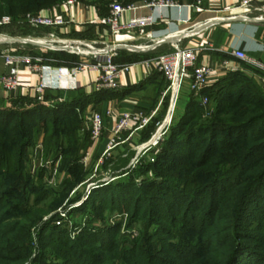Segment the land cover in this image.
<instances>
[{"label": "trees", "instance_id": "obj_1", "mask_svg": "<svg viewBox=\"0 0 264 264\" xmlns=\"http://www.w3.org/2000/svg\"><path fill=\"white\" fill-rule=\"evenodd\" d=\"M61 1L0 0L14 22ZM104 92L82 93L63 102L53 100L50 105L19 99L10 107L0 106V264H19L28 258L16 254L20 245L15 239L27 199L24 204L3 199L18 187L40 192L25 172L26 154L38 127L51 123L47 135L70 137L81 125L76 110ZM203 94L209 101L215 100L219 112L230 103V97H235L238 112L233 119L237 124L219 119L197 124L202 108L191 94L184 114L169 127L154 161L145 159L138 173L128 171L126 176L98 187L83 204L98 200L99 205L111 202L118 210L129 212L132 208L130 213L146 224L142 236L118 258L114 253L118 231H84L68 240L63 229L49 226L45 238L55 243L43 259L39 258V264L48 260L53 264H222L216 263L217 259L223 264H264V253L247 242L253 239L264 248V94L242 72L227 73ZM69 152L72 157L63 164L74 180L64 184L72 188L80 182L82 166L76 150L72 147ZM173 163L176 169L165 171V176L177 177L181 185L170 184L159 175L144 178L151 167L168 170ZM188 164L190 168L185 167ZM205 165L208 172L201 186L189 184L188 172ZM140 177L141 183H136ZM178 204L181 206L176 208ZM57 233L59 240H52ZM154 241L160 245L157 253L153 252Z\"/></svg>", "mask_w": 264, "mask_h": 264}, {"label": "crops", "instance_id": "obj_2", "mask_svg": "<svg viewBox=\"0 0 264 264\" xmlns=\"http://www.w3.org/2000/svg\"><path fill=\"white\" fill-rule=\"evenodd\" d=\"M119 1L124 6H136L134 14L137 16H152L155 24L143 30H126L111 38L104 20L109 14L110 6ZM166 1L172 2L173 5H150L151 0H73L69 6L57 5L42 11L41 17L61 18L68 23L56 28L40 27L42 29L39 33L30 37L43 38L53 32L59 39L82 42L109 41L122 46L116 49L112 57V62L122 69L117 78L118 89L96 91L94 82L97 73L86 69L76 74V89L44 92L43 104L47 105L53 103V100L63 102L82 93L91 95L107 91L76 110L81 125L73 133L74 136H45L42 132L36 134L32 147L34 145L36 148L40 144L41 148H44L42 163L48 171L44 182L48 185H59L57 167L72 157L69 152L72 147L76 150L78 163L84 167L83 171H87L90 166L97 169L103 165L106 176H111L113 181L126 176L128 171L143 161L148 151L154 148L149 142L159 130L166 113L168 98L170 100L168 82L154 66V60L159 54L172 52L174 46L192 49L197 56V66L216 69L204 91L212 88L227 74L219 69V64L223 59L230 58L233 50H240L264 63V19H257L262 15L258 9L264 8V0H254L248 5L242 4L245 0H204L201 9L194 7L195 0ZM132 15V12H124L120 23L127 24ZM244 16L251 19L245 21L242 19ZM158 41L163 42L154 50L140 49L142 46H153ZM14 46L18 53L29 55L44 66L71 68L87 61L67 52L49 50L36 42L26 46L17 43ZM62 54L69 56L54 57ZM6 71L7 67L0 56V76ZM243 74L250 77L264 94L260 77L245 72ZM39 81L38 73L21 70L19 85L15 90H0V106L10 107L14 100L19 99L35 101L33 88ZM185 94L191 95L189 89H186ZM46 96L52 99L46 100ZM54 97L58 98L53 99ZM168 111L169 108L167 113ZM94 113L103 118V131L98 140H92L89 135L88 121ZM127 114H141L148 119V123L143 128H139L136 123H129L119 129L120 120ZM110 144L112 149L107 151ZM48 149H57V152L50 156Z\"/></svg>", "mask_w": 264, "mask_h": 264}, {"label": "rangeland", "instance_id": "obj_3", "mask_svg": "<svg viewBox=\"0 0 264 264\" xmlns=\"http://www.w3.org/2000/svg\"><path fill=\"white\" fill-rule=\"evenodd\" d=\"M69 0H63L57 5H63L64 2ZM73 1V0H71ZM153 1V0H151ZM119 3L124 6V4L119 1ZM117 3V4H119ZM55 5V6H57ZM54 7V6H53ZM45 8L40 10L39 12L35 13H27L21 17L17 21L14 22L13 16L9 12V9L0 2V21L4 19L8 20L9 23L6 25H2L0 27V38L2 37H9V38H35L30 37L34 34L39 33L42 28H33L29 23H26L27 19L30 17H37L41 16L42 11L50 10V8ZM51 28V27H47ZM17 45V44H16ZM27 44H24L26 46ZM8 44L0 45V51L3 50ZM26 55V54H23ZM63 55V54H62ZM69 56V55H63ZM247 78H250L246 75ZM185 85L179 92L177 97L176 103L171 105L170 113L166 118L167 110L170 106V100L168 98L166 113L163 118L164 129H160V132H163L161 138L157 145L144 157L142 160H149L150 162L154 161V157L157 156L161 149L160 144H162L163 140L167 136V131L170 126L175 124L177 121L180 120L182 114H184L185 107L187 102L190 99L189 94H185L186 89H188ZM230 103L225 104L221 112L218 110V105L216 104L215 100L211 99L208 105L202 108V115L199 117L197 124H201L203 122H208L212 120H222L225 124L234 125L237 124L236 121L233 119V115L235 111L238 112V107L234 106L235 97H230ZM50 105V104H47ZM175 107V109H174ZM220 108V106H219ZM166 118V119H165ZM165 119V120H164ZM41 124V123H40ZM51 123H44V125H40L38 127V132L36 134L45 133L47 136L48 128L50 127ZM162 130V131H161ZM47 131V132H46ZM51 132V131H49ZM91 137V134H90ZM101 137V136H100ZM48 155H54L57 152L55 150H49ZM36 153V149L31 146L26 154V170L25 172L29 175L30 180L32 183H37L40 187L39 193H34L31 191H26L22 187H18L15 191L11 192L9 195L5 196L3 200H16L21 204H24V200L27 199V204H25V210L22 211L23 217L21 219V227L19 231L15 235V239L18 241L20 251H16V254H26L28 258L24 259L22 263L19 264H39V258L43 259L44 254L54 246L53 241L46 239L45 237L48 236L49 231H46V227L53 228L58 227L65 231V236L68 240H74L77 236L84 231H97V230H115L118 231L117 235V244L115 247V255L116 257H120L121 253L131 247L136 240H138L142 234L146 230V224L143 218H136V216L127 212V210H118L116 205H112L111 202H106V205H99V201L95 200L93 202L88 203L87 206H83L85 202L88 201L91 194L96 190L98 187H102L110 182L113 181L111 176H106V170L103 165L101 167H97L95 169L94 166L87 167V171H83V166L79 171L80 173V181L81 183H77L72 188L68 184L65 185L64 183L69 180V184H73V178L71 173L67 172L64 164H60L58 169L59 174V181H57L59 185L52 186L48 185V183L44 182V176H48V171L44 169V163H42V159L44 157V148H41L38 159L34 161V155ZM32 154V155H31ZM52 155V156H53ZM31 156V159H30ZM142 161L138 165L132 168L134 172L137 173L140 170L138 167ZM207 164V163H206ZM171 167L166 170L164 167H154L148 169V172L145 173L144 178H156V175H159V178L166 180L170 184L173 185H181L182 181H180L177 177H167L165 176L166 172L172 173L173 170L176 169L177 165L175 163L170 164ZM189 165H185V167H189ZM88 166V165H87ZM113 167V166H111ZM110 167V169H111ZM137 167V168H136ZM193 167V166H192ZM102 170H101V169ZM157 168V169H156ZM65 169V170H64ZM107 169V166H106ZM226 169V168H225ZM48 170L50 167L48 166ZM60 170V171H59ZM166 171V172H165ZM187 171V170H186ZM45 172V174H44ZM208 172V168L205 166L199 167L195 170H191L188 172V183L192 184L195 183L198 188L201 184L205 181L206 177L204 173ZM110 173V172H108ZM167 174V173H166ZM111 175V174H110ZM70 176V177H69ZM113 176V175H112ZM79 177V176H78ZM107 179H111L109 182ZM158 179V178H157ZM71 180V181H70ZM105 180V181H104ZM9 181V180H8ZM136 183H141L142 178H138ZM50 182H55L54 180H50ZM107 182V183H106ZM8 184V182H6ZM9 184H13V181H9ZM65 185V186H64ZM10 186V185H8ZM45 191L46 193H42ZM160 191V190H159ZM67 194V196H66ZM181 205L178 204L176 208H179ZM135 216V217H134ZM51 232V231H50ZM57 232H60L57 230ZM176 238V237H175ZM52 240H59L58 233L53 236ZM66 241L65 239H63ZM248 244L254 247H258L261 252L264 253V248L261 245L257 244V241L250 239L247 241ZM160 248L158 242L154 241L153 252L157 253V250ZM23 249V251H21ZM228 255V260H229ZM223 262L221 259H217L215 261ZM225 263V262H224ZM47 264H53L52 260H48Z\"/></svg>", "mask_w": 264, "mask_h": 264}, {"label": "built area", "instance_id": "obj_4", "mask_svg": "<svg viewBox=\"0 0 264 264\" xmlns=\"http://www.w3.org/2000/svg\"><path fill=\"white\" fill-rule=\"evenodd\" d=\"M195 1L194 7L201 9L204 0ZM253 1L254 0H245L242 4L248 5ZM72 3L73 1L69 0L64 2L63 5L69 6ZM150 5L168 6L173 5V3L166 0H153ZM136 10L137 7L134 5L122 6L120 4H112L110 6L109 14L104 21L111 38L120 35L126 30H143L150 28L155 24V20L152 16H137L134 14ZM258 10L262 12V15L257 19H264V8H259ZM124 12H132L133 15L127 24L122 25L120 23V17ZM242 19L249 21L251 18L249 16H244ZM8 23L9 21L4 19L3 21H0V27ZM26 23H29L33 28L38 29L40 27L56 28L65 25L68 22L61 18L37 16L28 18ZM2 39H4V41L0 42V45L8 44V46L0 51V56L7 67L6 73L0 76V90H15L19 85V74L23 69L27 72L39 74V84L35 86L33 90L35 92L36 100L42 104L45 103L43 101V94L45 91L76 89V74L86 69L97 73L94 82V89L96 91L116 90L119 88L117 78L122 69L112 62V57L116 49L122 47L121 45L109 41L82 42L64 40L56 37L53 32L46 34L43 38L22 39L2 37ZM32 42H36L40 46L52 51H63L85 58L87 61L71 68L44 66L37 60H33L29 55L18 53L17 48L14 46L17 43L24 45ZM162 42L163 41H158L153 46H142L140 49L143 51L154 50L161 45ZM98 57H105L106 60L98 61ZM196 58L197 56L192 49H182L178 46H174L172 52L159 54L154 60L156 70L168 82V91L170 95L169 109L171 108L172 103L173 105L176 103L179 92L185 85H187L192 96L199 100L201 107L205 108L208 105L209 99L203 94V91L206 89L210 77L215 74L216 69L203 65L197 66ZM219 69L224 73L245 72L260 77L264 86V63L246 55L240 50H233L230 53V58L223 59L219 64ZM129 123H136L139 128H143L148 123V119L141 116V114H127L120 120L118 128H124ZM163 123L164 121L149 142L153 147L157 145L161 138L162 132L157 138L156 135L160 132L161 128L164 129L165 125ZM88 128L91 134V139L98 140L103 131L102 116L98 113L92 114L88 121ZM35 149L36 153L33 156L34 161L38 159L41 145L39 144ZM111 149L112 144L109 145L107 151ZM107 180L109 182L111 179Z\"/></svg>", "mask_w": 264, "mask_h": 264}, {"label": "water", "instance_id": "obj_5", "mask_svg": "<svg viewBox=\"0 0 264 264\" xmlns=\"http://www.w3.org/2000/svg\"><path fill=\"white\" fill-rule=\"evenodd\" d=\"M136 50H138V49H136ZM97 60H98V61H105L106 58H105V57H104V58H103V57H98ZM169 112H170V109H169Z\"/></svg>", "mask_w": 264, "mask_h": 264}, {"label": "bare ground", "instance_id": "obj_6", "mask_svg": "<svg viewBox=\"0 0 264 264\" xmlns=\"http://www.w3.org/2000/svg\"><path fill=\"white\" fill-rule=\"evenodd\" d=\"M2 41H4V39H2V38H0V42H2ZM124 47V46H123ZM88 50V49H87ZM80 51H83V50H80ZM84 51H86V50H84ZM165 122V121H164ZM164 124V123H163ZM162 131V130H161ZM159 136V132H158V134L156 135V138Z\"/></svg>", "mask_w": 264, "mask_h": 264}]
</instances>
